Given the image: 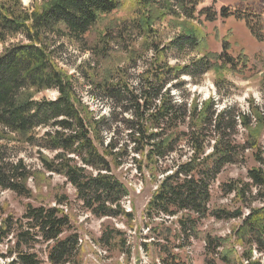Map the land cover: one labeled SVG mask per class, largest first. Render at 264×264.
Wrapping results in <instances>:
<instances>
[{
	"label": "trees",
	"instance_id": "trees-1",
	"mask_svg": "<svg viewBox=\"0 0 264 264\" xmlns=\"http://www.w3.org/2000/svg\"><path fill=\"white\" fill-rule=\"evenodd\" d=\"M16 1L0 3V43L21 38L0 52V132L5 138L11 136L6 143L35 148L42 170L65 178L82 207L95 217L129 222L133 214L124 207L128 190L112 168L123 166L130 157L142 178L155 185L144 216L153 223L146 227L156 233L150 244L155 245L161 264H188L176 251L196 238L197 224L206 215L239 220L233 236L242 246L231 259L234 249L221 251L223 239L206 235V264H215V258L227 264H264L260 258L264 256V144L255 128L264 127V104L245 112L236 105L219 108L212 97L201 100L182 94L178 100L172 95L182 90L184 76L194 79L213 69L235 71L237 63L242 70L247 56L232 57L226 40L221 52H205L201 38L192 31L165 43L149 41L144 53L131 57L126 66L107 71L100 81H88L90 96L107 108L105 115L93 116L86 113L88 106L77 97L72 79L58 68L56 54L64 38L82 43L101 17L119 8L120 0H45L37 9ZM166 1L177 4L186 19L197 15L212 22L218 14L235 15L224 8L219 13L211 7L197 10L202 0ZM150 5L149 0L144 2L148 12ZM244 22L257 36L249 20ZM149 26L147 17L133 28L148 33ZM145 52L150 53L149 62L140 72L129 73L138 70ZM193 53L196 56L190 57ZM45 90L57 95L35 97ZM248 160L254 165L248 166ZM235 165L245 168V177L220 184L234 207L210 209L212 183L226 167ZM32 175L22 158L11 161L0 152L2 190L29 198L27 180ZM170 220L177 228L167 227ZM122 236L114 227L102 232L100 243L126 254ZM5 242L12 256L9 264H43L34 251L38 244H45L48 264H79L78 235L69 216L56 206L27 204L20 217L1 218L0 244ZM253 252L259 256L255 258Z\"/></svg>",
	"mask_w": 264,
	"mask_h": 264
},
{
	"label": "rangeland",
	"instance_id": "rangeland-1",
	"mask_svg": "<svg viewBox=\"0 0 264 264\" xmlns=\"http://www.w3.org/2000/svg\"><path fill=\"white\" fill-rule=\"evenodd\" d=\"M44 1L19 0V3L22 7L37 9ZM145 1L120 0L119 8L101 17L83 37L82 43L67 38L60 40L61 47L56 54V64L60 71L74 82L77 97L88 106V110H85L87 114L101 116L107 113V108L90 96L91 86L87 85L90 79L100 81L107 71L126 66L131 57L144 53L149 41L165 43L175 35L189 31L201 38L205 52H221L222 41L226 40L229 45L228 53L235 58L239 54H245L248 63L242 70L241 65L237 63L235 71L213 69L194 79L184 76L185 85L182 90L172 91L175 99L179 100L182 94L186 97L190 94V97L201 100L212 97L219 108L224 105H236L245 112L249 111L250 107L264 104V0H202L197 10L211 7L219 13V10L224 8L228 13L235 12L237 15L229 14L227 18H222L218 14L216 20L212 22H206L203 16L197 15L194 19H186L180 13L177 4L166 0H158V3L155 2L157 0H149L151 11L148 12L144 7ZM138 2L142 5V9H139ZM0 3L13 5L18 2L0 0ZM143 12L150 15L147 16ZM147 17L151 32L146 33L133 28L137 21H143ZM246 18L257 36L252 35L247 28L244 22ZM19 39H21L19 36L7 38L5 44L0 43V52L5 46ZM205 52L202 51L201 54ZM145 53V57L138 61V70L130 69L129 73L140 72L146 64L145 61L149 62L150 53ZM194 56L196 54L193 53L190 57ZM56 95L55 91L45 90L35 97L52 99ZM255 128L260 142L264 144V127L256 125ZM2 135L0 132V137H3ZM9 137L11 136L6 135L7 139L0 138V144L4 143L0 145V152L11 161L19 157L23 159L33 174L27 180L31 194L26 198L0 188V219L8 215L20 217L27 204L56 206L69 216L71 229L78 235L79 264H161L155 245L150 244V241L156 238V233H149L146 227V225L150 227L153 223L149 224L144 216V208L155 185L149 178H142L131 164L130 157L125 160L123 166L112 168V171L128 190L124 207L126 211L131 210L132 220L129 222L125 218L118 220L97 218L82 207L81 202L76 199L73 186L67 183L65 178L42 170L35 148L14 142L6 143ZM247 165L252 166L254 163L248 160ZM245 174L246 170L241 166L226 167L210 187L209 208L231 210L235 204L230 197L223 195L220 184L229 179L244 178ZM59 201H63L61 205H58ZM170 221L167 222V227L177 228L175 220ZM238 224L239 220H218L206 215L197 224L196 238L191 237L184 248L176 252L188 264H206L204 240L206 235H210L223 239L225 248L221 251L228 252L234 249L230 254L231 259H234L242 250V246L236 243L233 236V229ZM114 227L123 232L122 237L126 239V254L130 253L129 256L118 248L106 247L100 243L102 232ZM67 234L68 232L62 237ZM142 243H147L148 246L143 248ZM7 247L6 242L0 244V264H9L12 259ZM34 251L43 264H48L45 244L36 245ZM253 255L255 258L259 256L255 252ZM260 258L264 262V256ZM215 264L227 263L215 258Z\"/></svg>",
	"mask_w": 264,
	"mask_h": 264
}]
</instances>
